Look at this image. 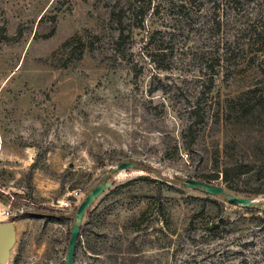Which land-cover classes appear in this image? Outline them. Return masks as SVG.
<instances>
[{
	"label": "rangeland",
	"instance_id": "rangeland-1",
	"mask_svg": "<svg viewBox=\"0 0 264 264\" xmlns=\"http://www.w3.org/2000/svg\"><path fill=\"white\" fill-rule=\"evenodd\" d=\"M150 2L0 0V222L21 220L0 264H64L78 204L129 160L143 169L109 176L74 264H264V209L181 184L264 162V0ZM259 183L233 186L264 199Z\"/></svg>",
	"mask_w": 264,
	"mask_h": 264
},
{
	"label": "water",
	"instance_id": "water-1",
	"mask_svg": "<svg viewBox=\"0 0 264 264\" xmlns=\"http://www.w3.org/2000/svg\"><path fill=\"white\" fill-rule=\"evenodd\" d=\"M124 169H143V168L136 161L133 160L120 162L114 168H112L110 172L106 174L101 179V181L98 184H96L78 204L73 214L74 222L70 227L64 264H74L77 239L78 237H80V229L83 223L86 210L92 206V204L107 188L113 185V180L109 179V176L115 172ZM148 171L154 173L157 176H160L156 171H154L151 168H149ZM181 184H183L187 188L198 190L207 195L222 196L225 199V201L230 204L241 205L252 209H264V199L239 196L230 192L221 185L208 183L206 181L195 178H186L184 181L181 182ZM3 200L5 202H8L6 198H4ZM14 235H15V231L12 222H0V253L1 254L8 256L9 252L7 246L11 241H13Z\"/></svg>",
	"mask_w": 264,
	"mask_h": 264
},
{
	"label": "trees",
	"instance_id": "trees-1",
	"mask_svg": "<svg viewBox=\"0 0 264 264\" xmlns=\"http://www.w3.org/2000/svg\"><path fill=\"white\" fill-rule=\"evenodd\" d=\"M164 1L166 2V4H168V6H177L178 9L179 8L182 9V7L185 4L196 5L195 3L197 0H178V2H180L178 5H175L172 0H164ZM231 1H232V3H235L236 0H231ZM150 4H151L150 0H148L147 2H145L143 0H136L135 6L138 9L144 10V12L139 11L141 13L142 17H144V15L146 14V11H147V9H149ZM49 20H50L49 30H48V32L43 34L45 38L53 35V33L56 29V16L53 15ZM43 21H44V17L40 16L38 19V22H37V26L41 27L43 24ZM1 29H2V31L0 33V42L9 39L5 33L4 28H1ZM79 41H81L80 38H79ZM71 42H72V40L66 41L63 46L67 47V46H69V44ZM82 48H84V45L82 46ZM209 83H210V88H211V85L213 84V76H210ZM188 108H189L188 109L189 115L191 117H194V121L188 122V124L185 127V132L182 134V137L184 139L189 138L186 143H190L195 138L193 136V133H192V127L195 125V122H203L204 121V116L200 113L201 108H200L198 103L190 104L188 106ZM242 176H253L255 178V180H258L260 182L258 188H255L251 192H246V193L251 194V195L264 194V190H263L264 188H262V187H264V162H261V163L237 162L234 164H228V165H224L222 168H220V170L218 172H216L212 175H197L196 178L203 180V181H206L208 183H213V180H216L220 177L222 182L225 184L226 188L230 192L236 194V193H239L241 191L235 189V187L233 186V183L237 178H240ZM6 199L9 201L8 198H6ZM246 209L249 210L252 208L246 207ZM87 211H88V209L86 210V212ZM27 214L28 213L24 214V216H27ZM11 220H14V219L11 218ZM219 222L223 223V220L220 219ZM207 227H208V230H211L212 228H219L220 226H219V224H215V223L213 224L212 223V224H210V226H207ZM82 229L83 228L81 227L80 235H81ZM78 243H80L79 237L77 239V246H78Z\"/></svg>",
	"mask_w": 264,
	"mask_h": 264
},
{
	"label": "built area",
	"instance_id": "built-area-1",
	"mask_svg": "<svg viewBox=\"0 0 264 264\" xmlns=\"http://www.w3.org/2000/svg\"><path fill=\"white\" fill-rule=\"evenodd\" d=\"M76 195H77V190H74L73 191V197H76ZM6 203L9 204V206H10L9 201L6 202ZM17 209H18V207H17ZM11 215H12V211L8 207L7 208H3V209L0 208V217L8 218Z\"/></svg>",
	"mask_w": 264,
	"mask_h": 264
},
{
	"label": "crops",
	"instance_id": "crops-1",
	"mask_svg": "<svg viewBox=\"0 0 264 264\" xmlns=\"http://www.w3.org/2000/svg\"><path fill=\"white\" fill-rule=\"evenodd\" d=\"M9 206V204L6 203V208ZM5 218H2L0 220H4ZM7 219V218H6ZM21 220H16V221H12L13 227H14V231L16 233V224L19 223Z\"/></svg>",
	"mask_w": 264,
	"mask_h": 264
}]
</instances>
